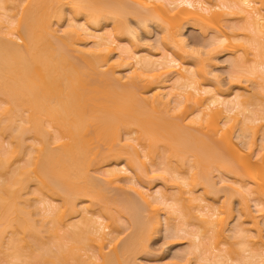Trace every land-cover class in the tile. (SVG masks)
<instances>
[{"label":"bare ground","instance_id":"bare-ground-1","mask_svg":"<svg viewBox=\"0 0 264 264\" xmlns=\"http://www.w3.org/2000/svg\"><path fill=\"white\" fill-rule=\"evenodd\" d=\"M66 15L69 19L63 28ZM127 15L138 18L145 28L147 22L157 24L162 42L171 51L158 55L145 46L121 48V35L132 33ZM232 16L242 24L233 21L235 27L226 30L223 22ZM107 23L113 24V31L106 30ZM187 25L210 35V47H221L230 54L231 72L249 74L246 78L253 81L248 80L249 85L257 81L255 88L251 92L236 87L223 91L218 76L216 86L206 84V59L214 49L207 51L205 60L197 59L198 52L188 50L183 34ZM87 38H92V47ZM66 48L80 53L88 66H98L93 86H88L86 75L73 59L59 50ZM115 50L119 59L111 62ZM240 81L234 78L230 85L238 86ZM140 83L149 94L137 92ZM262 92L264 0H0V133L13 139L0 155V176L5 175L7 163L29 155L0 183V248L10 231L12 238L5 248L10 264H135L131 253L134 256L144 246L146 237L163 226L171 233L176 229L182 232L188 218H194L193 224L198 222L194 234L185 230L194 239L183 263L197 259L207 264H264V240L260 248L249 244L254 229L264 238V114L251 109ZM176 112L182 113L180 123L167 119ZM237 125L239 142L234 140ZM184 127L210 133L227 146L229 157L214 152L205 157L201 150L205 139ZM258 131L261 143L255 140ZM24 132L33 134L38 144L32 153L25 154L27 144L19 140ZM50 139L55 148L49 145ZM160 142L168 161H176L174 167H167L175 175L177 195L153 190L150 182L143 185L136 179L151 171L147 172V163L161 170L154 160ZM185 153L193 160L188 168ZM98 164L106 166L95 178L90 172ZM208 164L236 176L233 185L225 186L242 196L244 204L254 198L258 207L254 223L246 227L241 219L237 224L239 217L228 208L214 206L213 189L207 188L214 182L201 179ZM32 180L47 197L41 200L46 203L42 221L49 217L53 224L46 230L57 249L53 254L43 244L35 252H24L26 235L41 245V228L37 229L32 219L35 209L29 210L33 206L23 197L27 182ZM120 181L131 183L136 195L135 200L123 203L124 211L129 204L134 210H126L132 215L139 211L138 200L153 215L144 224L137 212V231L118 249L117 215L102 198L107 197L104 192H109L110 185ZM27 205L30 207L25 208ZM77 215L81 220L70 222ZM171 216L183 219V225L171 224ZM89 247L96 249L93 255L87 254Z\"/></svg>","mask_w":264,"mask_h":264},{"label":"rangeland","instance_id":"rangeland-1","mask_svg":"<svg viewBox=\"0 0 264 264\" xmlns=\"http://www.w3.org/2000/svg\"><path fill=\"white\" fill-rule=\"evenodd\" d=\"M64 9H65L64 13L66 14L67 13L66 6ZM11 12L16 13L17 8L13 9ZM68 16L69 15H66V17L64 16L65 18H63V21L61 23L62 27L67 26V21H68L67 19H69ZM240 17L241 16H239V18ZM126 18H127V26H129L131 28L132 33H130V34L123 33L121 35V37L119 39L121 48L134 47L135 46L136 49H142L145 46L146 49L149 48L148 50L151 53L155 52L158 55H159V53L162 55L163 53H166V52L169 53L171 51V48L169 46H166L164 44V42H162L161 30H160V28H158L157 24H154L153 22H147V24H146L147 30H146V28L138 22V18L134 17L133 15H129ZM233 18L234 17L232 16L230 18H227L223 22L226 30H229L230 26H234L233 21L234 22L237 21L239 23V21H238L239 19H237L238 17L235 16V19H233ZM238 23H237V25H238ZM240 23L242 24V21ZM235 25H236V23H235ZM105 28L107 31H113L114 26L111 23H107V25H105ZM183 34H184V37L186 38V40L188 39L187 40V43L189 45L188 50L192 49V50H195L198 52V55L197 54L195 55L196 58L198 56L197 59L205 60L206 58H208V55L206 53L209 49L213 48V47L209 46L210 41H211L210 35H207V36L203 35L200 32L198 26H193V25H187L183 31ZM88 38H87V41L89 42L88 46L92 47V45H93V43H91L92 38H90V39H88ZM18 42L21 43L20 41H18ZM213 49H214V52L212 55H210L211 59L210 58L206 59V64H208L205 67L206 68L205 69L206 77L204 80H205L206 84H208L211 87H214V86H216V84H218L217 83V80H218V82L222 84V85L220 84V86L223 88V91H225L224 88H227V90H231L230 88L236 87V89H241L243 91L246 90L245 88H247V89H250L247 91L251 92L255 88V82H257V81H254V83H252L253 84L252 85L253 87H252L249 84L253 81L248 79L249 77L246 78V75H249V74L242 73V74H239L238 76H236L233 72H231V68H230L231 56H230V54H228L226 51H224L223 48H221V47L220 48L214 47ZM59 50L61 52H64L66 55H68L70 58L73 59V61L78 66L79 71L86 75L85 78L87 79L88 86H93L94 82L96 80V77H97L98 70H99L98 66L97 65L88 66L85 63V60H83L82 55L80 53L74 52L73 49L66 48L64 50H61V49H59ZM118 50H115L112 53L111 62H115L119 59L118 58V53H119ZM216 51H218V52H216ZM199 53H200V55H199ZM250 53H252L251 50H250ZM251 57H252V54H251ZM211 60H212V62H211ZM216 76H218L217 80L215 79ZM252 77H254V76H252ZM234 78L237 80H241L240 81L241 83L237 84L238 86L230 85L231 81ZM254 79H256V78L254 77ZM248 80H250L251 82H249ZM100 81H98V79H97V82H99L102 86H103V84L105 86V83L103 81L102 82H100ZM256 85H258V84H256ZM113 87L116 88L117 85H115V83H113ZM136 89L138 90L137 92L141 96L149 94V93L144 92V88H143L141 83L136 87ZM251 109L253 111H255L256 113L264 114V92H262L258 96L256 103L251 106ZM149 112H150V114H153L151 110H149ZM178 113L180 114V116L178 115L179 117L175 118L174 116H176V114H178ZM178 113L176 112V114H174V115L167 116V119H171L172 122L180 123L181 120L183 119V117L181 116L182 113H180V112H178ZM181 117H182V119H181ZM28 127L29 126H26L25 128H28ZM235 128H234V136H235L234 140H235V142H239L240 137H237V135L240 132V125L235 126ZM185 130H188V131H191L195 134H198L199 136H202L205 139L206 145L201 147V150L204 153L205 157L208 156L209 154L211 156L213 154V152L217 153V154H221L220 156L223 155L224 157L225 156L227 158L229 157L230 154L228 153L229 151H228L227 146L223 145L217 139H213L211 137L210 133H207L205 131H197L194 129H188V128H185ZM18 131H20V130H18ZM9 132H10V130H9ZM249 132H251V131L249 130L248 132L245 133L246 137H249V135H250ZM16 133H18V132H16ZM122 133L125 134L126 131H124ZM136 135H137L136 133H133V136H136ZM255 137H256L255 138L256 141L261 140V131H258L257 136H255ZM19 140L21 141V143L26 142L27 146L31 145L30 148L25 146L26 147V151H25L26 153L25 154H28L27 152H30V151L32 153V151H35L36 147H38V144L35 143L36 141L33 138V134L31 135L30 132H27V133L24 132V134L21 135V138H19ZM11 141H13V139L9 136V134L5 133V135L2 136L0 133V155L3 151H5L7 148H9L10 143H12ZM258 142L261 143L260 141H258ZM258 142H256L257 145H259ZM161 143L162 142H160V145L157 143V145L155 146V149H156V154H155L156 157L154 158V160H156L155 161V167H156V165H158V168H161V167L165 168L168 165H171L172 167H174L176 165V161L175 160H172V162L168 161V157H167L168 155L166 154V150H164V144H162V146H161ZM49 145L52 148H55L56 143H54V141L50 139ZM39 146H41V145H39ZM193 146L196 147L197 144L194 143ZM185 155H186V153H185ZM28 156L29 155H27V158H28ZM24 157H25V159H23ZM24 157L19 158L18 160H14L12 164L7 163L8 166H6L7 167L5 170L6 172L4 171L5 175L3 173H1L2 176H0V183L3 182L4 179L6 180V178L10 176L11 171L16 169L18 166L24 164V160L27 159L25 155H24ZM226 157H225V159H226ZM185 159L187 160V164H186L185 168H188L190 165V162L193 163L192 162L193 160L191 158V154H189V156L186 155ZM105 166H106L105 164L96 165L91 170V172H90L91 175H93L95 178L98 177L100 175V173H99L100 170H103L105 168ZM147 166H148V167H146L147 170L148 169L151 171L155 170L154 167H152V165H149V163H147ZM159 166H161V167H159ZM213 166H215V167H213ZM213 166L211 164L210 165L208 164L206 166L202 176H201V179L203 181H210V179H211V181L213 180L214 183H217V184L213 183V186H215L214 188L212 185H210V186L207 185L208 189H211V190L213 189L212 190L214 193L213 196L215 197L213 200H211V202L214 204L215 207L228 208L227 210L229 211L230 214H232L233 216L239 217L238 220L236 221L237 224L239 223V220L244 219L246 227H248L249 224L254 223L253 222V216H255L254 214H256V210H258L257 209L258 207H256L255 202L252 200L254 198H249L251 200H248L247 203L244 204L243 200H242V196H240L239 194H236L234 191L230 190L229 188H227L225 186L229 183H232L231 185H233L234 180L236 179V176H234L233 174L232 175L228 174L229 175L228 176L226 173H224L225 171H223V169H219V166H217V165H213ZM162 168H161V170H158V171L155 170L154 172H151V171L149 172V170H148L147 172H149V173L141 174V172H140L141 175L138 176V178H136V179H137V181L142 182L143 185H147V182H150L151 183L150 185L153 188V190H155V189L156 190H162V191L166 192L167 194H176L177 195L179 188L175 184H173V183H175L174 173L170 172L168 170V167H167V171L165 170L166 168L163 170H162ZM222 178L224 180H222ZM223 181H225V182H223ZM3 183H5V181ZM131 186H132V184L129 182H126V181H120L119 183L114 184L113 186L110 185L109 192L108 193L106 191L104 192V195L107 194V197L105 196L102 198V202H104V200H106V201L108 200L107 202L105 201L107 204L105 202H104V204L107 205L108 208L109 207L113 208V210H114L113 214L114 215L116 214L118 217V220H117V217L115 216L116 227L114 228L116 231L115 234L118 235L117 240H119L118 249H120V246L125 243L124 241L128 240L127 238L132 236L134 231L135 232L137 231V229H138V227L136 225L137 222L136 223L134 222L135 216L137 214L140 216V219H141L142 223H144V224L148 223L149 219L153 215V213L150 212L148 210V208H146L147 206L142 204L141 201L139 202L138 200H137V202H138V208L139 209L137 208V210H139L141 212V214L139 211H137L138 213L136 211H134L133 215H132L128 210L132 207V206H130V204L128 205L130 207L125 206V211H124V204L125 205L128 204V202L130 200H132V198L135 200V197H136V195L131 191ZM37 189L38 188H37V185L35 184L34 180L27 182L24 193H23L24 194L23 197L28 199L30 201V204H32V206H33L32 209L28 205H27V207L25 206V208L30 207L29 210H31V211L34 209L36 211L35 207H37V209L40 208V211L39 210L36 211L37 213H35V211H33L32 214L34 213V215H32V214L31 215H32L33 222H35V226L37 227V229L41 228V232L38 234V238L40 240L41 245L35 244V242L33 240L34 238H32L29 235H26L25 240H26L28 246L26 247V250H24V252L26 254L31 253V252H35L38 250V247L42 246V244H43L44 247H48L50 249L49 251L52 250L51 252L53 254V252L56 253L57 249H56V246L53 245L54 243H52V239L49 236V232L46 231L47 228L49 230H51L53 227V224L50 221L49 217H48L46 222L42 221V219L44 217L43 215L46 213L44 210L45 208H43V207H45L46 203L41 202V200H46L47 197L45 195H42V193H40ZM198 193L200 195V192H198ZM231 193L233 195H231ZM117 202H119V203H117ZM56 203L59 204L60 200H57ZM226 205H228V207ZM126 208H128V209L126 210ZM132 209L134 210L133 207H132ZM193 211L196 212L195 209H193ZM125 212H128V214H126ZM139 216H137L136 218L139 219ZM140 219L138 221H140ZM192 219H194V218H192ZM192 219L189 220V218H188V220L185 219L186 222H185V220L183 222L182 221L183 219L182 220L181 219H179V220L178 219H172V216H171V221H172L171 224L180 225V227H181V225L186 223L187 226L184 225L181 228L185 227L186 229H189L194 234V232H196V229H197L196 225H194V224H197L198 220L197 221L195 220L196 223L193 224V223H191ZM80 220H81V215H77V216H73L71 218L70 222H78ZM187 221H188V223H187ZM182 222H183V224H181ZM236 222L234 221L233 223H236ZM138 226H140V225H138ZM136 227H137V229H136ZM262 230H264L263 226H262ZM177 231H178V229L173 230L171 233V231L170 232L167 231L166 227L163 226L162 230L157 232V234L152 235V237L148 236L149 238L146 237L145 238L146 241H145V239L143 241V242H145V243H143L144 246L143 247L140 246L141 249L138 248L139 250L138 249L136 250V254H134V256L132 255L133 253H131L132 257L131 256L130 257H131V259H133L132 261H135V264H181V263L185 264V263H183V261H184L183 257L190 250V248H191L190 246L192 245L194 237H192V235H189L190 234L189 232H188V234H186L187 233L186 231H185V233L183 230H182V232H177ZM173 233H174V235H172ZM229 233H231V232H229ZM249 234L254 235L252 237V241L249 242L250 246H252L254 248L263 247L261 244V240H264V238L260 239L258 237L259 236L258 230L254 229ZM11 238H12V235L10 234V231H7V234L5 236V244L0 248V264H10L11 259L8 256H6L5 248L7 247L8 242H9V240H11ZM235 241H236L235 239L230 240V242H235ZM220 246L222 247V245H220ZM230 246L231 245L228 244L225 247V249L226 250L229 249ZM236 246L237 245L234 244L233 247L238 248V246L237 247ZM106 250L108 252H110L109 249H106ZM95 252H96L95 248L89 247L87 254L93 255ZM238 252L240 253L241 250ZM81 253L84 254V251H82ZM83 257H85V256H83ZM197 261H201V260H197V259L193 260L192 259V263H189V264H195ZM32 262H33V260H32ZM200 263H198V264H200ZM18 264H21V263H18ZM201 264H207V263L205 261H203V263H201ZM211 264H214V262Z\"/></svg>","mask_w":264,"mask_h":264}]
</instances>
